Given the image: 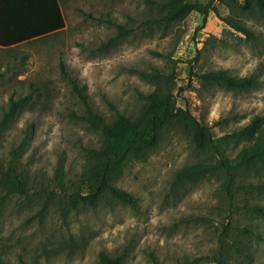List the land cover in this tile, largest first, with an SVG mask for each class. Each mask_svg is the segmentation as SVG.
Instances as JSON below:
<instances>
[{
  "label": "rangeland",
  "instance_id": "obj_1",
  "mask_svg": "<svg viewBox=\"0 0 264 264\" xmlns=\"http://www.w3.org/2000/svg\"><path fill=\"white\" fill-rule=\"evenodd\" d=\"M160 1L60 0V32L0 47V118L20 90L33 94L0 135V159L14 161L32 180V189L8 196L0 213L6 264H101L103 251L124 254V264H264V217L247 208L264 205V190L241 187L264 185V172L237 178L230 190L215 176L174 187L178 169L207 157L184 131L167 132L147 160L129 162L116 180L139 199L137 208L104 202L69 209L59 200L56 169L64 168L69 187L85 168L87 149L101 140L81 118L86 105L72 78L86 85L93 110L107 118L116 110L133 114L142 103L139 94L154 89L135 69L173 75L179 105L212 125L216 136L264 114V14L213 2L222 16L249 27V37L213 11L204 24L196 11L174 24L152 23ZM217 70L256 76L260 84L240 91L197 76ZM41 186L43 197L34 194Z\"/></svg>",
  "mask_w": 264,
  "mask_h": 264
},
{
  "label": "trees",
  "instance_id": "obj_2",
  "mask_svg": "<svg viewBox=\"0 0 264 264\" xmlns=\"http://www.w3.org/2000/svg\"><path fill=\"white\" fill-rule=\"evenodd\" d=\"M210 0H165L157 3L155 24H174L184 20L196 11L206 22L210 12H215L224 22L237 30L253 36L252 30L243 22L231 16H222ZM229 7L241 10H254L264 14V0H218ZM65 27V19L60 0H0V47L14 46L60 32ZM122 28L121 26H119ZM117 39V37H116ZM115 39L112 40L114 42ZM102 46H108L103 44ZM99 47L97 50H100ZM63 71L68 75L66 68ZM141 78L155 84L152 91L140 93L142 103L133 114L116 110L110 117L95 112L84 91L86 85L79 86L71 79L73 87L86 105L82 119L101 134L98 147L87 149L86 165L76 181L66 187L65 171L62 166L55 171V181L59 186V200L69 209H92L104 202L119 203L137 208L139 199L115 183L127 164L131 161H145L157 149L169 131H184L191 137L197 150L207 157L186 164L176 171L172 185L176 188L189 183H198L209 176L221 180L222 185L231 189L237 178L250 172H264V114L254 115L250 122L240 129L216 136L212 125L200 121L192 111L179 105L175 93L173 75H165L159 69L147 72L135 69ZM198 78L207 85H218L226 89L246 91L260 84L256 76H233L224 70L199 73ZM33 91V90H32ZM33 94L12 96L0 118V135L25 107ZM232 154V148L241 145ZM23 152V144L13 151L16 159ZM0 159V213L10 195L25 194L32 189V180L23 171ZM251 190H264L263 184H242ZM34 194L43 197L45 187H36ZM250 212L264 217V205H250ZM125 255L112 256L100 253L101 264H124ZM224 263V262H223ZM0 264H6L0 258ZM22 264H27L23 262Z\"/></svg>",
  "mask_w": 264,
  "mask_h": 264
}]
</instances>
